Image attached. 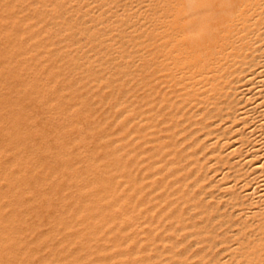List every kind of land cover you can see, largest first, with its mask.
Wrapping results in <instances>:
<instances>
[{
    "label": "bare ground",
    "instance_id": "bare-ground-1",
    "mask_svg": "<svg viewBox=\"0 0 264 264\" xmlns=\"http://www.w3.org/2000/svg\"><path fill=\"white\" fill-rule=\"evenodd\" d=\"M29 2L82 57L121 52L117 38L149 47L148 146L132 182L118 175L86 199L102 244L84 240L78 260L264 264V0Z\"/></svg>",
    "mask_w": 264,
    "mask_h": 264
},
{
    "label": "rangeland",
    "instance_id": "rangeland-1",
    "mask_svg": "<svg viewBox=\"0 0 264 264\" xmlns=\"http://www.w3.org/2000/svg\"><path fill=\"white\" fill-rule=\"evenodd\" d=\"M28 4L0 0V264H82L84 240L102 244L86 199L118 175L132 182L148 146L149 47L117 38L121 52L82 57Z\"/></svg>",
    "mask_w": 264,
    "mask_h": 264
}]
</instances>
